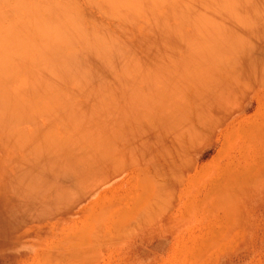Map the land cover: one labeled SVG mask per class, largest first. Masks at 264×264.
Segmentation results:
<instances>
[{"label": "rangeland", "instance_id": "rangeland-1", "mask_svg": "<svg viewBox=\"0 0 264 264\" xmlns=\"http://www.w3.org/2000/svg\"><path fill=\"white\" fill-rule=\"evenodd\" d=\"M261 13L264 0H0V264H264ZM176 59L225 66L249 97L219 126L190 97L154 105L187 67ZM127 112L161 130L155 159L75 160Z\"/></svg>", "mask_w": 264, "mask_h": 264}, {"label": "bare ground", "instance_id": "bare-ground-1", "mask_svg": "<svg viewBox=\"0 0 264 264\" xmlns=\"http://www.w3.org/2000/svg\"><path fill=\"white\" fill-rule=\"evenodd\" d=\"M248 5V4H247ZM258 14V13H257ZM260 15H262V17H261V19L262 20H260V24L262 25V27L264 28V15H263V13H261ZM259 19V18H258ZM226 20V19H225ZM226 22V21H225ZM230 23V22H229ZM228 24V23H227ZM228 28V27H227ZM236 28V27H235ZM201 30V29H200ZM208 30V29H207ZM207 30H205V31H207ZM200 32V31H199ZM264 33V32H263ZM248 34V33H247ZM206 39V38H205ZM235 40V39H234ZM263 42H264V40H263ZM209 43V42H208ZM242 43V42H241ZM243 44V43H242ZM45 46V45H44ZM197 47V45L195 46V48ZM64 49V48H63ZM225 49V48H224ZM233 49V48H232ZM46 50V49H45ZM197 50V49H196ZM195 50V51H196ZM228 51H230V50H228ZM220 52V51H219ZM226 52V51H225ZM228 53H230V52H228ZM195 54H196V52H195ZM232 54V53H231ZM241 54V53H240ZM179 55V54H178ZM220 55H222V54H220ZM219 55V56H220ZM190 56H191V54H190ZM224 56V55H223ZM229 56V55H228ZM183 57V56H182ZM186 57V56H185ZM196 57H198V56H196ZM222 57V56H221ZM178 58V57H177ZM180 58V57H179ZM187 59H188V57H186ZM185 58V59H186ZM220 58V57H219ZM218 58V59H219ZM185 59H183L184 61H185ZM198 59V58H197ZM223 59V58H222ZM225 59L227 60V59H229V58H226L225 57ZM224 59V60H225ZM238 59H239V57H238ZM175 60V59H174ZM173 60V61H174ZM178 59H176V61H177ZM183 60H182V62H179V61H175L176 63H181L180 65L182 66V63H183ZM192 60V59H191ZM190 60V61H191ZM193 60H194V58H193ZM198 60H200V59H198ZM221 60V59H220ZM233 60V59H232ZM237 60V59H236ZM181 61V60H180ZM201 61H205V60H202L201 59ZM211 61V60H210ZM174 62V63H175ZM187 62H189V60L187 61ZM191 62H194V61H191ZM238 62V61H237ZM240 62H242V61H240ZM173 63V62H172ZM175 63V64H176ZM179 63L178 64H176L175 65V68L177 67V65L178 66H180L179 65ZM190 63V62H189ZM227 64L229 63V62H226ZM235 63V62H234ZM234 63H233V65H234ZM186 63L184 62V65H185ZM188 64V63H187ZM187 64L185 65V66H187ZM191 65H189V66H187L185 69H182V71L180 70V69H178V71H176L175 69V71L176 72H178L176 75H174V74H172V75H174L175 77H170V78H167V79H171V80H168V81H165V80H163L161 83L160 82H158V83H160V84H158V86H156V89H155V93H154V95H156L155 96V98H153L154 100H153V102L152 103H154V101L156 102L154 105H158L157 104V102H159V103H161V104H163V105H165V104H167L165 107H170L171 106V104L173 103V102H178L177 104H180V102L182 101V103L179 105V106H183L184 108L186 107L185 105H186V101L188 100V97H190V98H192L194 101H195V103H197V105H195V107H192V108H197V109H199V111H195L196 112V116L199 118L198 120H199V122L200 123H202V125L204 124L205 125V123H207L208 124V122L210 123V121H214V122H217V124H218V126H219V124H220V119H219V116H221V115H223V114H227V112H228V114H231V111H236V110H238L240 107H242L243 105H244V103L243 102H245V100L249 97V94H250V92H248V90H249V88L248 87H246V85H244V83L241 81V80H239V78H237L238 76V74L236 75V73L234 72V73H228L229 71H227V69L226 70H224L225 68V66L224 67H222V66H220V68H222L220 71H222V73L220 72V71H218V69L215 67L216 65H210V64H208L207 62L205 63V62H200V61H197V62H195V65L194 64H192V63H190ZM230 64V63H229ZM183 65V66H184ZM222 65H223V63H222ZM233 65H231V68L233 67ZM180 66V67H181ZM182 66V67H183ZM184 66V67H185ZM238 66V65H237ZM241 66V65H240ZM239 66V67H240ZM165 67V66H164ZM172 67V66H171ZM183 67V68H184ZM172 69H173V67H172ZM234 69V68H233ZM180 70V71H179ZM185 70H186V72H185ZM224 71H227V72H224ZM231 71H233V70H231ZM169 73H171V72H169ZM231 74H233V75H231ZM158 75V74H157ZM236 75V76H235ZM236 78H235V77ZM159 79H161V78H159ZM161 81V80H160ZM248 83V82H247ZM246 87V88H245ZM247 88H248V90H247ZM149 96V95H148ZM128 98V97H127ZM131 98V97H130ZM185 98H187L186 100H185ZM189 98V104H190V100H192V99H190ZM126 99V98H125ZM183 99L185 100V105H184V101H183ZM128 100L130 101V99L128 98ZM135 100H136V98H135ZM142 100V99H141ZM145 100V99H144ZM150 100V99H149ZM173 100V101H172ZM133 101H134V99H133ZM85 102V101H84ZM127 103H129L128 101H126ZM62 103V102H61ZM70 103V102H69ZM191 103H193V102H191ZM63 104H64V102H63ZM66 104H68V103H66ZM243 104V105H242ZM69 105V104H68ZM190 105H192V104H190ZM242 105V106H241ZM62 106H64V105H62ZM66 106V105H65ZM164 107V106H163ZM176 107V106H175ZM180 107V108H181ZM59 108V107H58ZM179 108V107H178ZM179 108V109H180ZM187 108V107H186ZM189 108V107H188ZM128 109V108H127ZM157 109V108H156ZM163 109H165L166 110V108H163ZM57 110V109H56ZM55 110V111H56ZM126 110V109H125ZM124 110V111H125ZM165 110H161V111H165ZM175 110H176V108H175ZM60 111V110H59ZM127 111V110H126ZM129 111V110H128ZM130 111H131V109H130ZM167 111V110H166ZM181 111H182V109H181ZM184 111L186 112L187 111V109H184ZM82 112V111H81ZM134 112V113H133ZM184 112V113H185ZM84 113V112H83ZM128 113V112H127ZM126 113V114H127ZM129 113H132V114H134V115H132L131 114V116H130V114ZM128 114L129 115H126L124 118H123V122L121 121V126H120V128H122V130L121 129H117V132L119 131V133L117 134V133H114V134H111L110 132V134L108 133V135L106 136V138H104V139H102V143H104V145L101 143V140H98V142L100 143H96V142H94L93 141V139L91 140V139H89V138H83L82 139V141L84 142H86V140L85 139H89L90 141H88V142H94V144L93 143H91L92 145H90V148L88 149L87 148V146H89L88 144H86V145H84V144H80L79 143V145L77 146V149L79 148L80 149V145H81V148H82V150H83V148L85 149V148H87L88 150H87V152L85 153V151L83 150V151H80V153H78L77 154V156L79 157H75L76 159L75 160H82V164L83 163H85L84 161H83V159L84 160H101V162H103V160H104V162H106V160H132V162H133V160H135L134 162L136 163H138V161H136V160H153V159H155L156 157L154 156V155H157V153L156 152H159L158 151V147L160 148V150H161V145H159V144H157V140H158V136L160 135V137L159 138H161V130H159L160 128H158V130L160 131V134L158 133V132H156L155 131V129L157 130V128H155V126H154V124H151L152 125V127H148L147 125H145V130L146 131H144L143 129H144V127L142 128L141 126V124H143V123H138V125L137 124H135L134 126H136V127H132L133 125H131V123H130V121L129 120H131V119H127L126 117L128 116H130V118L132 117V119H133V116L136 118V116L138 117V118H141V117H139L140 115H139V113H135V111L134 110H132L131 112H129ZM233 113V112H232ZM138 114V115H137ZM142 114V113H141ZM58 115H59V113H58ZM123 115H124V113H123ZM176 115H177V112H176ZM179 117V116H178ZM134 118V119H135ZM133 119V120H134ZM62 120V119H61ZM61 120H59L58 119V124H63L62 126H64V125H67V124H64L65 122V120L63 119V121L62 122H60ZM124 120H125V122H124ZM131 120L132 121V123L134 122V121H136V122H140L137 118H136V120ZM180 120V119H179ZM67 122V121H66ZM68 123H70V122H68ZM145 124H147V123H145ZM212 124V123H211ZM149 125V124H148ZM201 125V124H200ZM178 126V125H177ZM124 127V128H123ZM156 127H158L157 125H156ZM175 127V126H174ZM175 129V128H174ZM193 129V128H192ZM70 132V131H69ZM197 133H199V132H197ZM196 132H195V134H197ZM115 134H117V135H115ZM157 134H158V136H157ZM194 134V135H195ZM90 136V135H89ZM178 136V135H177ZM183 137V136H182ZM177 138H180L179 136L177 137ZM193 138H195V136L193 137ZM177 140V139H176ZM178 141V140H177ZM180 142H181V140H180ZM96 144H98L97 146H96ZM181 144V143H180ZM159 145V146H158ZM100 146H104V148H100ZM95 147H98L97 149H100V150H97L96 151V148ZM166 147V146H165ZM180 147H182V146H180ZM93 148H94V150H93ZM178 148V147H177ZM92 149V150H91ZM105 150V151H103V152H101V150ZM157 150V151H156ZM164 150V149H163ZM166 150H168V149H165V151ZM183 150V149H182ZM98 151H100L99 153L100 154H97L98 153ZM177 151H179V150H177ZM94 152L96 153V154H94ZM105 152V153H104ZM166 152H168V151H166ZM180 152V151H179ZM84 153V154H83ZM90 153V154H89ZM103 153V154H102ZM160 153V152H159ZM72 154V153H71ZM93 154H94V156H93ZM162 154H164V152H162ZM165 154H167V153H165ZM69 155H70V153H69ZM89 156V158H88V156ZM92 155V156H91ZM82 156H84V157H82ZM87 156V157H86ZM169 155L167 154L166 155V157H168ZM82 157V158H81ZM90 157L91 158H93V159H90ZM99 157H102V158H99ZM165 157V156H164ZM180 157V156H179ZM65 158V157H64ZM94 158H96V159H94ZM181 158V157H180ZM66 159V158H65ZM64 159V160H65ZM167 159H169V157L167 158ZM73 160H74V157H73ZM173 160V159H172ZM194 160H196V159H194ZM70 160L69 159H67V162H69ZM71 162V161H70ZM141 162V161H140ZM139 162V163H140ZM72 163V162H71ZM92 163H95V162H93L92 161ZM96 163H99L100 164V161L98 162H96ZM81 164V163H80ZM98 164V165H99ZM104 164H106V163H104ZM71 165H73V164H71ZM93 165V164H92ZM82 166V165H81ZM83 166H84V164H83ZM87 166V165H86ZM95 166H96V164H95ZM108 166V165H107ZM107 166H105V169L107 168ZM110 166V165H109ZM90 168H91V166H89ZM92 167H94V166H92ZM96 167H98V166H96ZM95 167V168H96ZM99 167H102V168H104V166L101 164V166L99 165ZM79 167H77L76 169H78ZM74 169V168H73ZM81 169H84V168H81ZM85 170V172H86V168L84 169ZM98 171L99 170H102V169H100V168H98L97 169ZM76 171V170H75ZM89 170H87V172H88ZM93 172L94 170L93 169H91L89 172ZM96 171V170H95ZM94 171V172H95ZM104 170H102L101 172H103ZM83 172V171H82ZM75 173V172H74ZM96 173H98V172H96ZM85 174V173H84ZM83 175V174H82ZM87 175V174H86ZM92 175H94V174H92ZM92 175H90V176H92ZM79 176H80V174H79ZM78 176V177H79ZM94 176H97V175H94ZM83 177H85L84 178V181L82 180V182H84L83 184L84 185H91L92 186V181L90 180V178L91 177H86V176H84L83 175ZM92 178H95V177H93L92 176ZM74 179V178H73ZM79 179V178H78ZM98 180V179H97ZM90 181L92 182L91 184H90ZM106 181V180H105ZM79 182V181H78ZM97 183V182H96ZM102 183V182H101ZM99 184V183H98ZM97 184V185H98ZM103 184V183H102ZM181 184H183V183H181ZM71 185V184H70ZM68 186V185H67ZM70 187V186H69ZM85 188V187H84ZM66 189V188H65ZM66 190H68V189H66ZM235 198V197H234ZM235 201V200H234ZM139 212V211H138ZM102 234V233H101ZM67 241V240H66ZM65 243V242H64Z\"/></svg>", "mask_w": 264, "mask_h": 264}]
</instances>
